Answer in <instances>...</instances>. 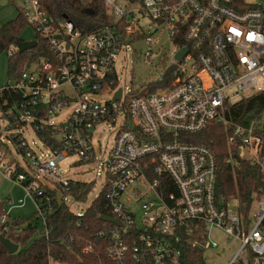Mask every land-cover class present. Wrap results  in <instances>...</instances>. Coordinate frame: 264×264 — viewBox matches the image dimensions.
Here are the masks:
<instances>
[{
  "label": "built area",
  "instance_id": "2783aa9c",
  "mask_svg": "<svg viewBox=\"0 0 264 264\" xmlns=\"http://www.w3.org/2000/svg\"><path fill=\"white\" fill-rule=\"evenodd\" d=\"M21 2L32 40L43 39L52 56L32 60L0 88V177L24 193L4 201L8 210L30 201L47 236L53 206L45 189L62 204L72 200L68 189L80 182L61 175L58 164L76 156L74 165L95 163L104 181V216L114 223L102 221L94 239L108 264H185L189 246L203 249L204 259L218 248L214 231L238 245L228 264H264V195L252 196L246 216L235 199L220 206L215 155L189 141L222 124L229 153L264 178V107L250 117L231 111L243 98L264 95V0H102L103 22L90 32L51 19L37 0ZM127 52L152 67L146 83L120 85L116 61ZM103 96L109 100H94ZM119 117L113 145L98 160L94 136Z\"/></svg>",
  "mask_w": 264,
  "mask_h": 264
},
{
  "label": "trees",
  "instance_id": "16d2710c",
  "mask_svg": "<svg viewBox=\"0 0 264 264\" xmlns=\"http://www.w3.org/2000/svg\"><path fill=\"white\" fill-rule=\"evenodd\" d=\"M43 10L53 20H63L66 17L74 27L81 32H90L102 24L100 15L104 13L102 0H37ZM28 27L26 18L18 12L16 18L0 27V54L4 50H14L8 57L7 75L16 78L23 68L36 58L48 59L52 51L45 41L36 36L37 45L23 53L18 52L17 44L24 42L21 33ZM163 86L162 84L157 85ZM264 107V95L258 94L243 98L232 106L233 117L252 116ZM235 119V118H234ZM235 121H238L235 119ZM46 132H42L44 136ZM228 130L222 124L211 123L202 131L191 135L189 141L202 144L215 155L217 177L215 200L225 205L230 199L239 202L244 216L250 207L252 196L264 195V178L256 165L237 158L236 151L227 146ZM232 158V164L225 161ZM94 183H76L69 187L67 196L73 201H81L92 191ZM51 199L53 210L47 213V236H37L35 214L30 220L7 216L0 224V236L18 246L15 254H8L0 241V264H48L49 258L61 264H108V260L94 239L104 223L101 216L109 214L101 190L90 207L77 217L65 204H58L55 192L45 189ZM4 202H0V220L5 215ZM264 227V222H263ZM72 237V242L68 239ZM91 252L84 253L86 246L92 245ZM183 260L185 264H205L203 249L200 247H184Z\"/></svg>",
  "mask_w": 264,
  "mask_h": 264
},
{
  "label": "rangeland",
  "instance_id": "374dc122",
  "mask_svg": "<svg viewBox=\"0 0 264 264\" xmlns=\"http://www.w3.org/2000/svg\"><path fill=\"white\" fill-rule=\"evenodd\" d=\"M86 1V0H83ZM248 3H259L261 0H245ZM21 0H0V27L4 26L8 22L14 20L18 15V10L21 6ZM23 41H31L34 37V31L31 27H26L21 33ZM144 50V49H143ZM8 70V59L7 54H0V88L9 84V79L7 75ZM116 70L119 77V82L122 87H136L139 83H146L150 78H152L153 69L150 65L142 60H138L135 56L131 55L130 52L121 53L116 61ZM95 101L103 103L109 100V96L94 98ZM122 117L117 119L115 126H104L99 129L94 136L93 146L95 151V156L98 160L104 159L111 149L114 141L115 132L118 129ZM37 139L31 135H27V140L31 143V140ZM45 150H43L44 152ZM17 160H20L18 156L14 155ZM78 161L76 156H71L65 158L58 164L60 173L63 176L79 182H94V187L88 196L81 201L74 202L67 198L65 204L69 206L70 210L79 214L87 210L93 200L97 197L103 187V179L96 177V164H82L74 165ZM10 199L13 202H17L24 198V193L18 185L14 182L3 180L0 177V202H4L6 199ZM137 209L136 206H133ZM255 208V207H254ZM5 212L12 218H22L24 220H30L34 213L35 208L30 201L20 208H13L8 210L7 205L4 207ZM37 228V236L42 235L44 232V227L40 220L34 219ZM211 238L215 240L218 244V248L213 250H206L204 253L205 264H228L233 257L237 243L225 236L219 231H214Z\"/></svg>",
  "mask_w": 264,
  "mask_h": 264
},
{
  "label": "water",
  "instance_id": "95a60500",
  "mask_svg": "<svg viewBox=\"0 0 264 264\" xmlns=\"http://www.w3.org/2000/svg\"><path fill=\"white\" fill-rule=\"evenodd\" d=\"M64 19H66V17H64ZM35 46H36V41H34V40L28 41V42L24 41V42H20V43L17 44V50H18V52L23 53L25 51L33 49ZM184 53H185V50L182 51L178 55V58L180 59ZM119 97H120V92L117 93L116 99L118 100ZM56 197H57L58 204L61 205L62 204L61 196L57 193ZM100 220L103 221V222H112V223H114L113 219H111L109 217H106V216H101ZM0 241L5 246L8 254L11 255V254H15L17 252L18 246L16 244H13L12 242H10L9 240L5 239L2 236H0Z\"/></svg>",
  "mask_w": 264,
  "mask_h": 264
}]
</instances>
